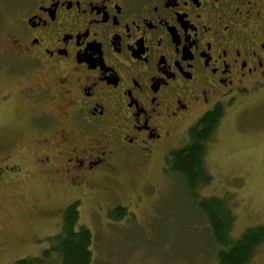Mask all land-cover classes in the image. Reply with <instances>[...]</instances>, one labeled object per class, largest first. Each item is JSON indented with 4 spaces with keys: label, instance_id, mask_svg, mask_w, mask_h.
<instances>
[{
    "label": "flooded vegetation",
    "instance_id": "flooded-vegetation-1",
    "mask_svg": "<svg viewBox=\"0 0 264 264\" xmlns=\"http://www.w3.org/2000/svg\"><path fill=\"white\" fill-rule=\"evenodd\" d=\"M0 69L26 116L4 182L127 197L205 114L264 104V0H0Z\"/></svg>",
    "mask_w": 264,
    "mask_h": 264
},
{
    "label": "rangeland",
    "instance_id": "rangeland-1",
    "mask_svg": "<svg viewBox=\"0 0 264 264\" xmlns=\"http://www.w3.org/2000/svg\"><path fill=\"white\" fill-rule=\"evenodd\" d=\"M17 88L0 69V264L26 257L60 264L58 254L49 249L72 195L55 190L50 198L42 196L46 181L37 170L7 183L1 177L5 173L1 134L26 118L24 105L2 98L7 92L17 93ZM233 112L224 114L206 146L210 181L197 193L226 199L235 216L231 236L238 237L247 227L264 224V104ZM18 152L15 148L5 156L14 159ZM133 166L124 170L129 174ZM149 167L141 188L127 197L108 194L78 201L76 228L86 227L93 234L90 264H218L211 232L181 178L170 171L167 159H157ZM119 203L128 211L123 222L114 223L109 207ZM247 264H264V244Z\"/></svg>",
    "mask_w": 264,
    "mask_h": 264
},
{
    "label": "trees",
    "instance_id": "trees-1",
    "mask_svg": "<svg viewBox=\"0 0 264 264\" xmlns=\"http://www.w3.org/2000/svg\"><path fill=\"white\" fill-rule=\"evenodd\" d=\"M218 111L207 113L189 130L187 142L172 151L167 159L170 171L177 174L201 213L217 247L218 264H247L258 247L264 244V224L247 227L238 237L231 236L234 219L225 198L202 197L197 191L207 186L210 175L206 172L204 157L206 146L216 131L220 117ZM120 204V203H119ZM124 206L109 209V218L117 221L127 213ZM79 219L78 202L65 206L60 229L51 239L49 249L60 257V264H90L93 234L86 227L76 228ZM1 242V241H0ZM46 250L43 255L48 254ZM41 258H22L15 264H44Z\"/></svg>",
    "mask_w": 264,
    "mask_h": 264
}]
</instances>
